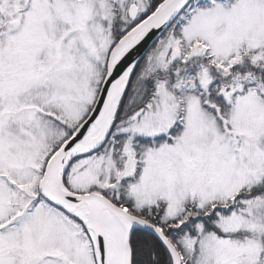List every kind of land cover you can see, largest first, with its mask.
Instances as JSON below:
<instances>
[{
  "label": "snow or ice",
  "instance_id": "snow-or-ice-1",
  "mask_svg": "<svg viewBox=\"0 0 264 264\" xmlns=\"http://www.w3.org/2000/svg\"><path fill=\"white\" fill-rule=\"evenodd\" d=\"M0 264H264V0H0Z\"/></svg>",
  "mask_w": 264,
  "mask_h": 264
}]
</instances>
